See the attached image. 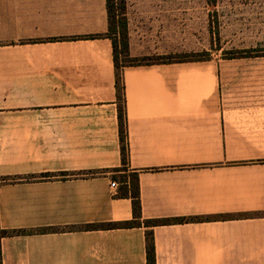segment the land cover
<instances>
[{"label":"crops","instance_id":"0c3cea01","mask_svg":"<svg viewBox=\"0 0 264 264\" xmlns=\"http://www.w3.org/2000/svg\"><path fill=\"white\" fill-rule=\"evenodd\" d=\"M107 2L0 0L3 264H148V229L157 264H264V54L125 65L121 170ZM139 8L130 54L168 55V14ZM128 172L142 224L100 226L134 220Z\"/></svg>","mask_w":264,"mask_h":264},{"label":"rangeland","instance_id":"374dc122","mask_svg":"<svg viewBox=\"0 0 264 264\" xmlns=\"http://www.w3.org/2000/svg\"><path fill=\"white\" fill-rule=\"evenodd\" d=\"M110 4L113 7L110 16L112 27L108 34L119 42L120 51L124 22L129 35L130 19L127 13H135L140 6L145 10H160L168 14L164 18L170 22L171 34L169 43H165L163 49L170 53L159 57L167 56L171 58L168 60H172L264 54V34L258 29L259 24L264 22V0H110ZM160 38L155 48H162ZM155 57H127L124 52L119 55L121 63L149 62ZM132 174H121L119 180L131 179Z\"/></svg>","mask_w":264,"mask_h":264},{"label":"trees","instance_id":"16d2710c","mask_svg":"<svg viewBox=\"0 0 264 264\" xmlns=\"http://www.w3.org/2000/svg\"><path fill=\"white\" fill-rule=\"evenodd\" d=\"M108 15H109V29L111 26L110 16L113 11V7L110 4V0H108ZM116 29V27L114 28ZM93 36V35H91ZM113 38V37H112ZM114 43V61L116 66V86H117V92H118V116H119V130H120V137L122 141V155H123V163L124 166L121 170H125L127 160H128V139H127V120H126V106H125V83L122 76V69L125 65H131V64H141V63H152L155 61H161V60H168L169 57H155L149 62H140V61H129L126 63L120 62V52H124V54L129 57L130 55V45H129V35L126 28V23L124 22V29L122 31V38H121V51L119 50V42L113 38ZM201 57H199L200 59ZM171 59V58H169ZM120 170V169H119ZM61 176H65L67 173H61ZM55 174L52 173H44L42 176H52ZM18 177H1L0 182L2 181H14ZM125 181V180H124ZM129 194L132 197L133 200V213H134V220L131 221H122V222H107L102 223L100 226L104 227H124L129 225H141L142 224V203H141V195H140V185L138 182V174L134 172L132 174V178L130 179V189ZM128 194V191H127ZM182 218H155V219H148L145 221V224L149 227H152L154 225H160V224H172V223H179L175 221H180ZM94 226V225H90ZM8 231L5 229H1L0 227V264H3L2 260V246H1V238L3 235H5ZM146 238H147V261L148 264H157L156 259V248H155V242H154V235L153 231L151 229H148L146 231Z\"/></svg>","mask_w":264,"mask_h":264},{"label":"built area","instance_id":"2783aa9c","mask_svg":"<svg viewBox=\"0 0 264 264\" xmlns=\"http://www.w3.org/2000/svg\"><path fill=\"white\" fill-rule=\"evenodd\" d=\"M111 185H112L113 187H117V183L114 182V181H112Z\"/></svg>","mask_w":264,"mask_h":264}]
</instances>
